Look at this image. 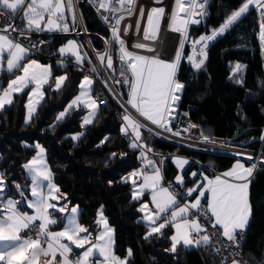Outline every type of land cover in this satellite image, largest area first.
<instances>
[{
  "label": "trees",
  "instance_id": "16d2710c",
  "mask_svg": "<svg viewBox=\"0 0 264 264\" xmlns=\"http://www.w3.org/2000/svg\"><path fill=\"white\" fill-rule=\"evenodd\" d=\"M242 2L207 0L205 15L198 24L188 27L189 38L195 39L201 32L217 28ZM81 15L88 32L107 39L108 31L90 9L82 7ZM259 25V13L253 8L227 33L209 43L208 56L200 69L194 71L187 64L188 46L183 47V57L177 63V79L185 85L179 109L186 111L205 135L222 139L229 146L252 151L254 160L258 152L264 154V62L260 53ZM67 39H51L47 51L54 52L55 56L49 60L30 55L49 64L53 73L30 123L24 122L28 88L15 94L13 103L0 110V170L6 185L3 196L20 201L18 206L26 210L30 180L23 165L34 154V143L38 142L45 150L59 194L66 197L63 201L67 206H79V222L92 237L98 230L97 211L103 209L114 230L116 256L127 257L128 264H220L209 246L185 248L181 244L175 253L168 251L173 228L166 226L162 234L149 235L147 227L140 222V201L133 200L131 183L125 180L133 169L140 166L141 158L139 149L130 148V140L121 132L122 109L111 91L95 84V100L103 103H99L97 117L77 142L71 141L67 135L82 130L83 107H76L65 119L54 123L56 114L76 94L83 76L71 65L57 62L58 49ZM91 41L97 48L102 47L96 37L92 36ZM117 52L114 48L113 72L107 77L117 95L125 101L129 87L116 83L122 80L123 69ZM15 75L0 74V91ZM60 75H66L67 80L59 90H54L55 79ZM141 136V142L153 153L167 154L161 162L166 182L172 181L176 175L171 155L191 159L183 171L185 187L191 184L188 175L195 168L201 167L207 175H213V171L221 172L230 167L236 158L228 153L197 151L166 142L146 129L141 130ZM17 184L23 196L17 190ZM249 193L251 217L244 232L243 252L254 264H264V166L259 162L250 178ZM52 214L57 223L50 229L60 227L63 213L52 211ZM128 252L131 255L128 256Z\"/></svg>",
  "mask_w": 264,
  "mask_h": 264
},
{
  "label": "snow or ice",
  "instance_id": "6c2138e0",
  "mask_svg": "<svg viewBox=\"0 0 264 264\" xmlns=\"http://www.w3.org/2000/svg\"><path fill=\"white\" fill-rule=\"evenodd\" d=\"M89 2L96 6L98 13L103 10L115 16V24L111 27V40H105V43L115 42L119 45V60L124 68L121 71L122 80H118L116 83H123L129 87L126 103L139 117L151 125L179 136V131L172 132L169 127L171 119L174 118L176 102L180 99L177 94L185 87L177 79V64L134 54L127 50L125 41L120 36L121 31L125 35L128 31L127 28L122 30L119 27L125 19V15L116 16L115 14L126 13L127 16H131L136 8V0H89ZM153 3L163 5V0H153ZM206 3L207 0H173L168 26L172 31L180 32L187 38L188 25L199 23L195 17L205 15ZM253 8L259 13L262 21L259 25V40L262 49H264V0H243L238 9L232 11L217 28L211 31L210 35H201L193 41L194 49L197 45L200 46L198 52L201 58L197 62L194 56H188L187 59L191 62L192 67L200 69L204 64L205 49L209 42L227 33L241 17L249 14ZM66 12L71 14L73 24H75L76 14L72 0H0V17H11L12 21L21 17L25 21L23 28H17L13 22L7 20L0 24V65L6 63V71L9 74L20 73L15 75V78L11 79L7 87L0 93V109L13 103V93H22L29 86L34 85L28 93L26 105L29 118H31L35 111V105L43 97L41 89L45 84H49L53 75L50 66L42 65L35 59H28L30 49L22 45L11 33L17 32L25 39L28 38L25 34L31 32L68 33L71 29L65 22ZM139 13L143 16L145 9L140 7ZM165 15L164 6L150 8L147 12L148 27L144 29L145 40L155 38L160 22ZM102 19L106 23L109 21L108 16H102ZM137 28H139V24H137ZM150 30L152 35H149ZM101 39L104 38L101 37ZM181 46L183 47V41ZM134 47L145 49V45L140 44L134 45ZM78 48L79 45L75 41L69 40L58 51L61 55L71 53L75 57V63L79 66L83 63L84 57L79 54ZM146 50L153 51L150 48ZM26 59H28L27 63L24 62ZM98 59L101 61L106 59L107 68H113V58L108 52H105L104 55L98 54ZM179 59L178 53L177 61ZM239 67L237 65L238 69ZM2 70L0 67V71ZM91 71L94 72L96 69L93 68ZM128 74H130V78ZM66 80V75L56 77L54 90H59ZM92 83L93 81L88 76H84L79 85L81 93L72 100L65 112L60 113L57 120L62 119L66 112L73 107L83 103L84 107L90 109L88 115L83 119V124L87 125L93 122L99 109L96 106V101L89 95ZM122 120L124 121L121 127L122 134L128 136L129 130L131 131L129 147L140 149L141 158H145L146 145L141 142V129L147 128V125L142 124L127 111L122 115ZM191 127L195 126L189 125V128ZM148 130L151 131V129ZM73 139H78V137L74 136ZM204 140L211 142L207 137ZM147 151H151V149L148 148ZM115 155L113 153V156ZM246 160L251 161L254 158L247 156ZM152 163L151 160L147 161V165H152ZM175 163L178 166H183L188 162L177 159ZM259 163L264 166V159ZM23 167L31 176L32 199L28 201L27 207L32 209V214L18 209L20 201L8 199L6 202H0V217H2L0 218V241L8 242V247L0 251V264H38L40 256L48 257V264H126V261L117 258L111 251L112 230L108 227L102 212L98 214L99 218L96 223L103 225V231L94 239L88 229L77 222V207L70 209V215L63 230L51 231L50 226L56 224L57 220L53 218L49 210L55 209L60 213L67 212V204L57 207L59 201L66 197L59 194V188L53 183L52 173L43 159V149H40L37 156ZM256 167V163L246 167L237 161L232 169L221 175L214 178L205 176L203 178L205 183H195L193 188L187 190L189 197L193 196V193H198L194 200L180 206L177 195L169 188L161 187L160 169L153 166L154 174L143 175V184L137 187L136 180H132L134 186L132 198L137 200L146 190L150 192L151 204L156 209L155 213L149 209L148 203H143L138 211L144 213L149 235L162 234V230L166 226H171L175 230L174 234L170 236L171 247L168 251L175 253L178 245L181 244L185 248L210 246L213 244L214 238L218 243L221 235L230 242V245H236L250 224L249 177L253 175ZM140 175L141 172L131 174L132 177ZM195 175L196 173H193V176ZM42 181L47 183L42 185ZM176 183L183 184V177L177 175ZM5 187L4 176L0 174V200H2ZM16 188L23 196L24 193L19 184L16 185ZM204 199L207 200L206 206L201 203ZM52 201L57 203L54 204ZM169 209H171L170 217L162 216ZM201 217L207 219V225L202 222ZM161 219L163 222L157 224V221ZM209 227L214 231L209 232ZM25 231L35 232L36 235L35 237L21 236V232ZM81 233H87V235L81 236ZM193 235L196 237L195 240L192 238ZM64 240L68 243H63ZM86 244L88 247H85ZM72 246L84 250L77 255L70 256L74 252ZM216 250L219 251V248ZM57 256H59V261H57ZM100 257L103 259H99ZM231 264H246V262L233 260Z\"/></svg>",
  "mask_w": 264,
  "mask_h": 264
},
{
  "label": "built area",
  "instance_id": "2783aa9c",
  "mask_svg": "<svg viewBox=\"0 0 264 264\" xmlns=\"http://www.w3.org/2000/svg\"><path fill=\"white\" fill-rule=\"evenodd\" d=\"M151 1V0H150ZM75 14H76V22L73 24L72 16L71 14L66 12V20L65 22L69 24L70 31L68 33L63 32H31L26 33L25 35L28 37L27 39L19 36V33L13 32L11 35L16 38L22 45L30 49L29 54L35 57H41L44 60H49L52 57L55 56L54 52H48V47L51 44V39L53 37H65V38H72L78 45V51L82 57H84L83 63L81 65H77L75 63L74 59H71L67 56H56L57 62L59 64L65 65H71L74 70L81 71L82 73H92L91 69L96 68V66L102 71L105 72L104 66L101 65L100 61L98 60V54L104 55L105 52H108L109 55H113V50L116 48L117 51H119V45L115 42H112L111 44H106L105 40H111V27L115 24V16H113L111 13L101 10L100 13L97 12L96 6L91 4L89 0H72ZM141 3L145 4L144 9H146V2L144 0H136V8L134 9L131 16H127L126 13H116V16L119 15H125V19L120 24V29L127 28V34L125 35L123 31L120 32L121 38L125 41V47L128 51L132 53H139L141 48L134 47V45H142L138 38V34H141V37H144L143 34V28H137L136 21L138 19L137 15L139 12V8L141 6ZM118 6V5H116ZM87 8L90 9L91 12L94 14L95 18L98 20V22L108 31V37L107 39H101V36L97 34H92L86 30L84 27V23L82 20L81 15V8ZM102 16H108L109 21L106 23ZM168 17V14L166 15ZM260 18V16H259ZM13 22L17 28H23L25 25V21L21 17H17L14 21H12L11 17H0V24H3L5 21ZM260 19V23H261ZM166 29V27H164ZM140 31V32H139ZM211 32H201L194 40L198 39L201 35H210ZM94 36L97 39H99L102 42V47L97 48L93 42L91 41V37ZM131 37H137V40H134V38L131 39ZM193 40V41H194ZM210 43V42H209ZM209 45V44H208ZM35 46V47H33ZM147 48H150L148 46H145ZM199 45H197L196 49L193 48V42L189 45L188 50L186 52L185 60L187 64L190 66V68L194 71L198 70L192 67L191 62L187 59L188 56H194L197 62L201 58L198 52ZM150 49H153L150 48ZM162 52L157 51L152 53V57L158 58L159 54ZM206 56L204 57V62L208 56V47L205 49ZM143 54V53H142ZM146 55V54H144ZM161 55V54H160ZM149 58L151 56L147 55ZM92 58V62L90 60ZM90 61V62H89ZM106 61V59H105ZM107 63V61H106ZM104 64V63H103ZM105 65V64H104ZM106 66V65H105ZM202 67V66H201ZM107 68V66H106ZM108 69V68H107ZM110 70V69H109ZM99 103H103L102 100L99 101ZM136 115V114H135ZM137 116V115H136ZM174 118L171 120L169 127L172 129V132L179 131L180 135L176 136L173 135L171 132L164 131L162 129L156 128L154 125H151L150 123H145L147 125L148 129H151L153 133H156L160 135L162 138L167 139V141L177 144L179 146L193 149L197 151H204V152H217V153H224L231 150H238L239 148L229 146L225 144V142L222 139L211 137L205 135L200 126L196 123H194L189 117L186 111H182L179 109V104L176 108V111L173 114ZM189 125H194L195 127L189 128ZM146 129V130H148ZM131 135L129 134L128 137ZM207 137L209 141L211 142H205L204 138ZM241 150V149H240ZM246 152L250 153V156H253L252 151L244 150ZM147 154L154 155L158 159V167L161 169V162L162 159L167 156V154L164 153H155L152 154L151 151H147ZM264 159V154H261L260 152L257 153L254 163H258L260 160ZM214 173H218L213 171ZM164 183L168 185L176 195L177 200L179 203H184L188 201L191 197L187 195V188L183 184H175L172 181H165L163 179ZM1 202V200H0ZM202 205L206 206L205 200H203ZM202 222L207 225L208 221L207 219H204L201 217ZM163 221V219H162ZM209 232H213L214 230L209 227ZM31 235L35 237V232H21V236ZM243 237L244 233L242 234V238L238 240L236 245H230V242H228L222 235L219 237V242H216V239H213V244L209 247L212 249L215 257L220 262V264H231L233 260H238L242 262H246V264H254L243 252ZM194 240L196 239L195 235L192 237ZM223 245V247H221ZM46 247V244H45ZM219 248V251L216 249ZM76 255V254H73ZM72 255V256H73Z\"/></svg>",
  "mask_w": 264,
  "mask_h": 264
},
{
  "label": "crops",
  "instance_id": "0c3cea01",
  "mask_svg": "<svg viewBox=\"0 0 264 264\" xmlns=\"http://www.w3.org/2000/svg\"><path fill=\"white\" fill-rule=\"evenodd\" d=\"M59 48H60V47H59ZM58 53H59V51H58ZM59 55H60V56H67V57H72V56H73L71 53H66V54H64V55H61V54L59 53ZM28 59H35V58L30 57V54H29ZM28 59H26L24 62L27 63V62H28ZM72 59L75 60V57H72ZM35 60H36V59H35ZM37 61H38V60H37ZM38 62H39L40 64H42V65H48V66H49V64H46V63H43V62H40V61H38ZM0 67H2V69H3L2 71H0V74H1V73H7V71H6V63L0 65ZM7 74H8V73H7ZM19 74H20V73H18L17 75H19ZM60 76H61V75H60ZM58 77H59V76H58ZM14 78H15V76L12 77V78H10V79L8 80V82H9L11 79H14ZM82 80H83V78H81L80 81H79V83H78V89H77L76 94H75V95H74V96L68 101V103L64 106V108L56 114L55 119H54V123H57V122H59V121H62L63 119H65V118L67 117V115H68L72 110H74L76 107L82 105V103H80L79 105L73 107V108L70 109L68 112H66L65 116H64L62 119L57 120V117L60 115V113L65 112V109L68 108V105L72 102V100H73L77 95H79V94L81 93V89H80L79 85H80V83H81ZM8 82H7V84H8ZM7 84H6V86L4 87V89L7 87ZM45 86H46V84H45V85L43 86V88L41 89L42 92H43ZM32 87H34V85L29 86V88H28V93L31 91V88H32ZM54 87H55V85H54ZM4 89H2V90L0 91V93H2ZM92 90H94V82L92 83L91 90H90V92H89L90 97L94 100V97H93V94H92ZM15 94H17V93H13V96H14ZM34 99H35V98H34ZM42 99H43V97L40 99V102L42 101ZM85 99H87V98H85ZM40 102H39L38 104L35 105V111H34V113L32 114L31 118H29L28 109H27V107H26V105H27V103H28V94H27L26 102H25V111H24V122H25L26 124H29V123H30L32 117L35 115V113H36V111H37V108H38ZM8 106H9V105H5V107H8ZM96 106H97V108L99 109V105H98L97 103H96ZM5 107H4V108H5ZM0 110H2V109H0ZM98 112H99V111H98ZM97 114H98V113H97ZM96 117H97V115H96ZM96 117H95V118H96ZM95 118L93 119V121L95 120ZM90 124H91V123H90ZM90 124H87L86 126H84V128L87 127V126L90 125ZM123 124H124V121L122 120L121 127H122ZM130 132H131V131L129 130V133H130ZM82 134H83V132H81V133H80V132H77V133H74V134H68L67 137L70 138L72 141L76 142L77 140H79V139L82 137ZM74 136H77L78 139H73ZM37 146H39V145H36V146H35V144H34L35 151H38V152H39L40 149H38ZM239 149L242 150V148H239ZM243 150H245V149H243ZM140 151H141V150L139 149V156H140ZM145 152H146V149L144 150V157H145V158H141V156H140V158H141L140 166L137 167L136 169H133V170L127 175V177H126V179L131 183V187H132V189H131V191H132V197H133V190H134V186H133V184H132V180H133V179L136 180V185H137V187H138L139 185L143 184V175H152V174H154V172H153V166L156 167V168H159V167H158V159H157L154 155H151V156L146 155ZM43 155H44V162H45V164L47 165V167H48V169H49L48 163H47V161H46V155H45V150H44V148H43ZM232 155L236 157L235 160H234V162L230 165V167H228L227 169H225V170H223V171H221V172L214 173L213 175H207V174L202 170L201 167L195 168L194 170L190 171V172H189V175H188V178H189V180L191 181V184H190L189 186H186V188H187V189H189V188H193V187L195 186V183H205V181H204V179H203L205 176H207L208 178H214V177L217 176V175H221V174L224 173L225 171H228V170L232 169L233 166H234V164H235L237 161L243 163L246 167H247V166H250V165L252 164V160L250 161L251 163L249 162V164H247V162L249 161V160H246L247 155H242V154H232ZM177 159L186 160L188 163L184 164L183 166H178V165L175 163V161H176ZM31 160H32V159H28V160L24 163V165H25L26 163H28L29 161H31ZM148 160H151V161L153 162L152 165H147V161H148ZM170 161H171V163L174 165V167L176 168V175L173 177L172 182L175 183V184H177V183H176V177H177V175H180V176L183 177V171H184V170L186 169V167L190 164L191 159L188 158V157L182 156V155H171V156H170ZM146 165H147V166H146ZM23 170H24L25 175L29 178V180H30V182H31V176H30L29 173L24 169V167H23ZM49 170H50V169H49ZM254 170H255V169H254ZM50 172H51V171H50ZM133 172H141V175H140L139 177H132L131 174H132ZM51 173H52V172H51ZM160 173H161V177H162V179H161V187L169 188V190L171 191L170 187H169L168 185H166V184L164 183V181H163L164 178H163V175H162V171H161V169H160ZM193 173H196V175L193 176ZM0 174H2V171H1V170H0ZM250 178H251V177H249V181H250ZM52 180H53V175H52ZM183 180H184V177H183ZM46 183H47L46 181H42V185H44V184H46ZM53 183H54V181H53ZM183 184H184V183H183ZM56 186H57V185H56ZM29 192H30V195H29V197L25 200V205H26V207H27V203H28V201H30V200L32 199V196H31V186H30V191H29ZM58 195H59V194H58ZM197 195H198V193H193V196H191V198H190L188 201H186V202H191V201H193L194 198H195V196H197ZM143 197H145V198L143 199ZM8 199L16 200L15 198L4 197V196H3L1 202H6ZM204 200H205V202H206V204H207V200H206V199H204ZM16 201H17V200H16ZM137 201H140V202H139V206H138V208H140L141 205H142L143 203H148V204H149V209H150L153 213H155L156 209H155L154 206L151 204V200H150V192H148V191L146 190L145 193H144L143 195H141L139 199H137ZM202 201H203V200H202ZM202 201H201V202H202ZM186 202H184V203H186ZM52 203L56 204L57 202H56V201H52ZM178 203H179V202H178ZM184 203H179V204H180V206H183ZM64 204H66V202H64V201H63V198H62V199L59 201V203L57 204V207H60V206H62V205H64ZM72 207H77V208H78V212H77V222L80 224V222H79L80 208H79L78 205L74 204V205L68 206V211L65 212V213H63V223H62V225H61L60 227H58V228L50 229L51 231L55 232V231L63 230V226L67 223V219H68V217H69V215H70V209H71ZM18 209H19L20 211H22V212H25V213H28V214H32V209H29L28 207H27L26 210H25V209H21V208L18 206ZM49 211L52 213V211H55V209H50ZM55 212H57V211H55ZM101 212L103 213V209H102V208H99L98 211H97V219L99 218V217H98V214L101 213ZM170 214H171V209H169L168 212L162 214V216L166 215V216H169V217H170ZM52 216H53V218L56 219V217H55L53 214H52ZM103 217H104V219L107 221V219H106V217L104 216V214H103ZM0 218H2V217H0ZM139 220H140V222H141L142 224H144V225L147 227V231L149 232L148 223H147V221L144 220V213H141V212H140ZM161 222H163L162 219L159 220V221H157V224H159V223H161ZM80 225L83 226L82 224H80ZM107 225H108V227L111 228V230H112V231H111L110 247H111V251H112L113 255H115V253H114V230H113L112 226L108 223V221H107ZM83 227H84V226H83ZM102 231H103V225H102V224H98V230H97V232L94 234L93 239H94V237H95L96 235H98V234H99L100 232H102ZM174 231H175V230L173 229V234H174ZM173 234H172V235H173ZM80 235H81V236H85V235H87V233H81ZM106 239H107V237H106ZM62 242H63V243H68V241H66V240H64V241H62ZM7 247H8V242H6V241H0V251H3V250L6 249ZM72 247L74 248V252H73L72 254H70V256H72L73 254H76V255H77V254L81 253V252L84 250V249H76L75 246H72ZM85 247H88V245L86 244ZM189 247H192V246H189ZM115 256H116V255H115ZM128 256H129V252H128ZM116 257L119 258V259H121V260L126 261V264H128V263H127V257H124V258H122V257H118V256H116ZM48 259H49L48 257L40 256V257L38 258V264H48ZM99 259L102 260L103 258L100 257ZM57 261H59V256H57Z\"/></svg>",
  "mask_w": 264,
  "mask_h": 264
},
{
  "label": "rangeland",
  "instance_id": "374dc122",
  "mask_svg": "<svg viewBox=\"0 0 264 264\" xmlns=\"http://www.w3.org/2000/svg\"><path fill=\"white\" fill-rule=\"evenodd\" d=\"M151 1H153V0H151ZM145 7V4L144 3H141V6L140 7ZM160 6H163V5H158V6H156V5H152V4H150V5H147L146 6V9H145V14L143 15V16H141L140 15V13L138 12V15H137V17H138V19H137V21H136V26H137V24H139V28H143V34H144V29L146 28V27H148V24H147V12L150 10V8L151 7H160ZM172 6H173V4H172ZM172 6H171V9H172ZM143 7V8H144ZM165 7V6H164ZM165 9H166V7H165ZM170 12H171V10H167L166 9V15L168 14V17H166V15H165V17L161 20V22H160V25H159V29H158V31H157V33L156 34H158V32L161 30V29H163L164 27H166V29H167V33H168V35H167V37H166V40H165V44H164V47H163V50H162V52H161V55L158 57V58H156V59H160V60H162L163 62H166V63H178V61H177V54L179 53V55H180V59L183 57V55H182V50H183V47L184 46H188L189 47V45L193 42V38H189V36L187 35V38H185L184 36H182L181 35V33L180 32H175V31H172L171 29H170V27L168 26V24H169V15H170ZM164 20H166V21H164ZM198 24V23H197ZM190 25H195V24H189L188 25V27L190 26ZM212 31V30H211ZM210 31V32H211ZM187 32H188V29H187ZM155 34V35H156ZM149 35H152V33H151V30L149 31ZM173 35H176V41L173 43V41H172V36ZM193 39V40H192ZM69 40H72V41H74L72 38H68L67 40H66V42L62 45V46H64V45H66L67 44V42L69 41ZM182 41H183V47L181 46V43H182ZM62 46H60V47H62ZM145 49H147V47H145ZM173 50V52L171 53V57L169 56L170 55V52ZM79 52V51H78ZM118 53V61H119V63L121 64V62H120V60H119V51L117 52ZM260 53H261V57H262V60H263V62H264V49H262V46H261V44H260ZM80 54V53H79ZM134 54H138V55H143V56H145V57H148L147 55H144V54H142V53H134ZM99 55H101V54H99ZM72 57H74V56H72ZM185 57H186V55H185ZM112 58H113V56H112ZM90 60H91V62L93 61L92 60V58H90ZM99 60V59H98ZM100 61V63H101V65L102 66H104V67H102V68H104V70H105V72L104 71H102L101 70V68L99 69L97 66H96V68H94V69H96V71H92V73H83V76H82V78H84V76H88L93 82H94V86H95V84L96 83H99L102 87H103V89H105V90H109V91H111V93H112V95H114V97L117 99V101H118V103H119V105H120V107H121V111H122V115L127 111L129 114H131L134 118H136V119H138L142 124H145V123H149L148 121H145V120H143V118L142 117H139L138 116V114H136L135 113V111L133 110V109H131V107L126 103V101L127 100H122L118 95H117V93L115 92V90H114V88H113V86L111 85V83H110V81H109V79H108V77H107V74H110V73H112L113 72V68L112 69H107L106 68V61H101V60H99ZM90 62V61H89ZM105 65H104V64ZM121 66H122V68H124V66L121 64ZM127 74V73H126ZM129 75V77H130V74H128ZM98 85V84H97ZM95 89V88H94ZM128 92H129V90H128ZM92 94H93V97H94V100H95V95H96V92L94 93V90H92ZM96 101V100H95ZM96 103L99 105V103L96 101ZM78 107H83L84 109H85V113L83 114V116H82V119H81V127H82V130L80 131V133L81 132H85V130H86V128L89 126H87V127H85L84 128V126H86V125H84L83 124V119H84V117L86 116V115H88V112L90 111V109L89 108H86V107H84V104L82 103V105H80V106H78ZM137 116H136V115ZM122 124V123H121ZM144 129H148V128H144ZM141 130H143V129H141ZM149 131V130H148ZM149 132H151L153 135H155V136H157L158 138H160V139H162V140H164V141H166V142H169V141H167V139H164V138H162L160 135H158V134H156V133H153L152 131H149ZM130 135H131V132L129 133ZM82 136H83V134H82ZM129 136V135H128ZM128 136H126L128 139H129V137ZM71 140V139H70ZM130 140V139H129ZM72 141V140H71ZM78 141V140H77ZM76 141V142H77ZM74 142V141H73ZM171 143V142H170ZM35 144V146L36 145H39V147H38V149H43V146L40 144V143H38V142H35L34 143ZM148 148H146V150H147ZM152 152V151H151ZM224 153H228V154H242V155H247V156H250V153L249 152H246V151H244L243 149L242 150H240V149H238V150H231V151H227V152H224ZM37 154H38V151H35L34 152V154L29 158V159H33L34 157H36L37 156ZM145 154L146 155H149V156H151V154H147V152H145ZM152 154H155V153H153L152 152ZM43 159H44V155H43ZM47 161V160H46ZM30 186L32 187V182H29V188H30ZM6 197V196H5ZM12 198V197H11Z\"/></svg>",
  "mask_w": 264,
  "mask_h": 264
},
{
  "label": "bare ground",
  "instance_id": "6f19581e",
  "mask_svg": "<svg viewBox=\"0 0 264 264\" xmlns=\"http://www.w3.org/2000/svg\"><path fill=\"white\" fill-rule=\"evenodd\" d=\"M144 2H146V6L150 5V4L158 6V4H154L153 1H150V0H144ZM172 4H173V0H163V6H165L167 10H171ZM164 21H166V20H164ZM140 33L138 34V38H140L139 42L142 45L148 46L150 48L153 47V51H147L146 49H141L139 53H143V54L151 56L150 58H154V57H152V53L157 52V51L159 52V51L163 50L165 40H166V37L168 35L167 29H164V28L161 29L158 32V34L155 35V38L150 39V40H145L143 36L141 37ZM132 38H134V40L138 39L137 37H131V39ZM171 39L174 43L176 41V35H173ZM172 52H173V50L170 52V55H169L170 57H171ZM160 54H159V56H160Z\"/></svg>",
  "mask_w": 264,
  "mask_h": 264
},
{
  "label": "water",
  "instance_id": "95a60500",
  "mask_svg": "<svg viewBox=\"0 0 264 264\" xmlns=\"http://www.w3.org/2000/svg\"><path fill=\"white\" fill-rule=\"evenodd\" d=\"M195 19H197V20L200 21L201 17H200V16H197V17H195ZM181 93H182V90H181V92L178 93L177 95H179V97H180V96H181ZM179 102H180V99L176 102V105H175V111H176V108H177ZM172 119H173V118H172ZM172 119H171V120H172Z\"/></svg>",
  "mask_w": 264,
  "mask_h": 264
}]
</instances>
